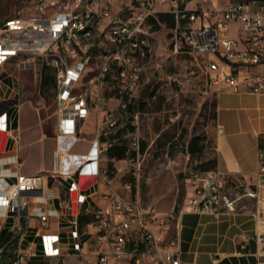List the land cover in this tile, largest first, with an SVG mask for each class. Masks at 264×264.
<instances>
[{
    "label": "built area",
    "instance_id": "built-area-1",
    "mask_svg": "<svg viewBox=\"0 0 264 264\" xmlns=\"http://www.w3.org/2000/svg\"><path fill=\"white\" fill-rule=\"evenodd\" d=\"M33 7L30 14L9 17L0 26V65L16 60L24 68L53 69L59 107L57 138L82 137V127L93 110H106L99 135L112 133L128 118L126 96L141 86L152 20L161 22V14L175 18L176 51L205 56V70L215 85L264 93V0H36ZM112 85L117 104L109 108L106 92ZM137 118L138 113L136 125ZM9 121L7 112L1 114L0 128L8 129ZM95 145L94 159L102 151L99 138ZM127 152L125 161L135 167L139 179L144 155L138 126L131 132ZM76 172L64 174L72 179L68 190L73 194L66 202L70 208L67 241L59 233H42V255L51 260L33 262L37 243L28 241L23 230L7 264H181L182 213L236 212L245 199L254 201L253 214L262 230L244 238L243 245L254 241L256 264H264V146L259 150L255 182L228 187L217 167L194 170L188 178L193 193L179 211H162L113 188L103 194L105 203L93 208L91 196L81 192ZM94 173L106 175L109 170L98 167ZM10 176L14 180L7 182L0 172V207L15 215L10 227L15 231L22 229L20 219L29 211L31 200L40 196L47 200L53 193L39 195L47 183L45 174ZM57 213L56 208H38L39 227L46 228ZM81 215L91 216L97 227L101 247L94 252L82 239Z\"/></svg>",
    "mask_w": 264,
    "mask_h": 264
},
{
    "label": "crops",
    "instance_id": "crops-1",
    "mask_svg": "<svg viewBox=\"0 0 264 264\" xmlns=\"http://www.w3.org/2000/svg\"><path fill=\"white\" fill-rule=\"evenodd\" d=\"M160 18L161 22L152 20L153 26L148 37L150 46L151 39L161 31L165 21L175 25L172 14H161ZM157 26L158 29L155 28ZM173 27L171 26L170 29L172 30ZM235 35L237 36L236 33ZM181 52L192 58L191 62L196 67L199 66L202 70L206 68L208 59L205 56L185 50ZM201 56L204 59L198 60ZM224 67L227 68L226 65ZM38 68L20 67L16 60L0 65V115L7 112L10 120L8 129L0 128V172L6 175L7 182L14 180L10 175L15 172L45 174L47 183L39 195L52 192L53 197L44 200L40 196L31 200L29 211H25L21 216V230H11L15 215L6 208L0 207V264H7L11 260L23 230H26L28 241L37 243L38 255L33 257V262L51 260L42 255V233H59L62 241H67L65 225L70 208L66 202L71 200L73 194L68 190L72 179L66 178L63 170L73 166L78 157L81 161L75 167L79 171L74 177L80 184L81 192L91 196L93 208L103 205L105 203L103 194L113 188L146 205L154 204L162 211L173 209L179 211L185 199L193 193L188 178L195 168L208 167L213 163L225 175L228 187L235 182H255L259 167V150L262 147L261 139L264 137V93L235 92L215 85L213 121L206 126L204 133L193 134L186 141L185 149L189 156L187 167L174 170L175 173L171 172L170 170L174 169L172 168L174 160L168 157L163 171L158 176L147 178L145 184L143 183L149 188L148 200H144L140 195L142 177L138 179L135 167L125 161L128 156L127 150L125 158L109 155V148L112 146L126 143L127 148L131 132L137 126L141 136L140 116L141 112L147 109L148 103L140 99L139 90L126 96L129 104L128 118L117 125L110 134L101 132L99 135V127L105 123L106 110H93L82 127V137L68 136L76 142L74 151L81 152V155L69 158L71 151L66 147L64 139L57 138V134L53 138L45 137V134L37 135L35 131L31 134V130L27 134L24 129L28 117L21 111L23 102L20 89L23 70H35L37 78ZM40 70L42 76V69ZM52 72L54 73L53 70ZM108 90L110 108L117 104V98L115 91L110 88ZM130 103L134 105L133 109L130 108ZM162 103L163 98H160L159 109H162ZM136 113H138V125L135 124ZM193 137H199V150H189V142ZM97 138L102 145L101 168L109 170L106 175H96L95 168L91 166L92 162L85 163L86 157L95 152ZM142 144H145L144 148ZM37 145L39 150L36 149ZM170 146L174 148L175 142H171ZM208 146L211 151H207ZM194 148H197V144ZM141 150L145 159L149 149L142 137ZM32 159L35 160L34 163H31ZM52 161L55 168L51 167ZM169 161H171L170 166H168ZM127 184H131V190L126 188ZM40 207L56 208L58 211L57 214L52 215L46 228L39 227L38 218L35 216L36 210ZM254 207L252 199H245L236 212L224 211L216 214L184 211L180 218L181 264H256L255 242H247L246 247L243 245L244 238L262 230V226L253 214ZM80 222L82 239L86 241L89 250L91 252L98 250L101 242L92 217L81 215ZM74 260V257L71 258V262Z\"/></svg>",
    "mask_w": 264,
    "mask_h": 264
},
{
    "label": "rangeland",
    "instance_id": "rangeland-1",
    "mask_svg": "<svg viewBox=\"0 0 264 264\" xmlns=\"http://www.w3.org/2000/svg\"><path fill=\"white\" fill-rule=\"evenodd\" d=\"M19 1L0 0V21L33 12L36 0H24V5ZM170 28V22L165 21L161 31L151 39L150 53L144 63L143 79L138 89L140 99L148 103L147 109L141 112L140 116L141 137L147 142L149 149L142 163L143 176L140 181V195L144 200L149 197V188L143 185L147 178L158 176L163 171L168 157L174 160V169H171V172L175 173L174 170L187 167L189 156L185 149L186 141L193 134L204 133L206 126L213 121L215 83L205 69L202 70L191 62L192 58L183 55L185 53L181 50L174 49ZM201 57L198 60L204 59ZM41 77L40 68L37 78L35 70H23L20 89L23 102L21 111L28 117L24 129L27 134L31 130V134L35 131L37 135L45 134V137L53 138L57 134L59 107L53 86L44 85ZM110 89L115 91L114 85ZM160 98H163L162 109L158 107ZM62 139L71 151L69 158L81 155V152L74 151V139L68 136H63ZM171 142H175L174 148L170 146ZM36 149H40L38 145ZM207 151H211L210 146ZM95 155L92 152L86 158L88 162H92V168H101V157L94 159ZM75 161L76 164L63 171H79L75 167L81 161L80 157ZM34 162L32 159L31 163ZM51 163V167L55 168L53 161Z\"/></svg>",
    "mask_w": 264,
    "mask_h": 264
},
{
    "label": "trees",
    "instance_id": "trees-1",
    "mask_svg": "<svg viewBox=\"0 0 264 264\" xmlns=\"http://www.w3.org/2000/svg\"><path fill=\"white\" fill-rule=\"evenodd\" d=\"M20 4L24 5V0H20L19 1ZM9 18V17H8ZM6 18V19H8ZM4 19L3 21H0V26L2 25V23L6 20ZM171 26H174V23H170ZM155 28H159V26L155 27ZM41 82L44 84V85H47V84H50L53 86V90H54V94L56 95V92H55V86H56V75L55 73L52 72V69L48 66H44L43 69H42V77H41ZM129 105V104H128ZM133 104L130 103V108L133 109ZM195 144H197V148H194ZM261 144L262 146H264V137H262L261 139ZM145 147V144H142V148ZM189 150L190 151H196V150H199L200 148V143H199V137H193L190 142H189ZM126 143H122L121 145H118V146H112L109 148V155L111 157H117V158H125L127 153H126ZM209 165V164H208ZM215 168L216 166L214 165V163L208 167H201L199 169H209V168ZM135 183V182H134ZM13 255H14V252H13ZM13 257V256H12Z\"/></svg>",
    "mask_w": 264,
    "mask_h": 264
}]
</instances>
